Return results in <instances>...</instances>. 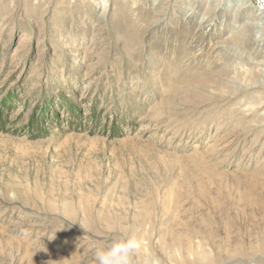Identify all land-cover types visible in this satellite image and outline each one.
<instances>
[{
    "label": "rangeland",
    "instance_id": "1",
    "mask_svg": "<svg viewBox=\"0 0 264 264\" xmlns=\"http://www.w3.org/2000/svg\"><path fill=\"white\" fill-rule=\"evenodd\" d=\"M123 237L133 264H264V24L246 0L0 5V264H96Z\"/></svg>",
    "mask_w": 264,
    "mask_h": 264
},
{
    "label": "clouds",
    "instance_id": "2",
    "mask_svg": "<svg viewBox=\"0 0 264 264\" xmlns=\"http://www.w3.org/2000/svg\"><path fill=\"white\" fill-rule=\"evenodd\" d=\"M138 247L134 237H123L107 247L97 249L94 258L96 264H133L132 257Z\"/></svg>",
    "mask_w": 264,
    "mask_h": 264
},
{
    "label": "bare ground",
    "instance_id": "3",
    "mask_svg": "<svg viewBox=\"0 0 264 264\" xmlns=\"http://www.w3.org/2000/svg\"><path fill=\"white\" fill-rule=\"evenodd\" d=\"M11 1L12 0H0V5L2 4V3H6V5L7 6H10V4H11ZM197 205V204H196ZM198 207H199V205H197ZM196 207V206H195ZM200 208V207H199ZM199 208H197L198 210H199ZM195 209V208H194ZM190 210V209H189ZM191 211H193V210H191ZM184 212V211H183ZM188 212V211H187ZM215 212V211H214ZM181 213V212H180ZM179 213V214H180ZM193 213V212H192ZM202 213H204L203 211H202ZM186 214V213H185ZM181 216H182V214H180ZM188 215V214H187ZM194 215V214H193ZM197 215V214H196ZM207 215V214H206ZM217 215V214H216ZM215 215V216H216ZM120 217V216H119ZM211 217H213V216H211ZM174 218V217H173ZM176 218V217H175ZM180 218V217H179ZM190 218V217H189ZM191 218H192V216H191ZM190 218V219H191ZM202 218V217H201ZM188 219V218H187ZM189 219V220H190ZM203 219V218H202ZM210 219H212V218H210ZM215 219V218H214ZM120 220H121V218H120ZM180 221H181V218L179 219ZM186 220V219H185ZM193 220V219H192ZM199 220V219H198ZM207 220V219H206ZM147 221H149V216H148V214H144V216L141 218V223L143 224V222H147ZM188 221V220H187ZM191 221V220H190ZM197 221V220H196ZM201 221V220H200ZM181 222H183V220L181 221ZM180 222V223H181ZM206 222H208V221H206ZM174 223V222H173ZM179 222H177V224H178ZM197 223H199L198 221H197ZM202 223V222H201ZM222 223V222H221ZM109 224V223H108ZM187 224V226L189 225L188 224V222L186 223ZM186 224H184V225H186ZM212 224H214V223H212ZM211 224V225H212ZM216 224V223H215ZM181 225V224H180ZM180 225H179V227H180ZM195 225V224H194ZM202 225V224H201ZM206 225V223L204 224V226ZM178 226V225H177ZM197 226V225H196ZM216 226V225H215ZM213 227V226H212ZM212 227H211V229H212ZM249 227V226H248ZM190 228V227H189ZM198 228H199V226H198ZM204 228H206V226L204 227ZM214 228V227H213ZM178 229V228H177ZM182 229V228H181ZM207 229V228H206ZM181 231L182 230H180V232H178L177 233V235H176V238H175V242L177 243V244H179V245H181V240L183 239V235H182V233H181ZM185 231V230H184ZM188 231V230H187ZM190 231V230H189ZM194 231V230H193ZM209 230H207L206 232V234H208V236H209V239L206 241L207 243H212L213 242V240H212V237H214V234L212 233V232H208ZM212 231H213V229H212ZM192 232V231H191ZM202 232V231H201ZM214 232V231H213ZM188 233V232H187ZM237 234V233H236ZM173 236V235H172ZM233 236H234V234H233ZM256 237V236H255ZM173 239V238H172ZM183 241V240H182ZM212 241V242H211ZM171 243V242H170ZM174 243V242H173ZM203 243V242H202ZM206 243V244H207ZM165 245H166V247H169L170 248V244L169 243H164ZM183 252V251H182ZM204 257L209 261L210 259H211V256H209L208 255V253H206L205 255H204Z\"/></svg>",
    "mask_w": 264,
    "mask_h": 264
},
{
    "label": "built area",
    "instance_id": "4",
    "mask_svg": "<svg viewBox=\"0 0 264 264\" xmlns=\"http://www.w3.org/2000/svg\"><path fill=\"white\" fill-rule=\"evenodd\" d=\"M246 1L252 5L255 15L260 19L264 20V0H246Z\"/></svg>",
    "mask_w": 264,
    "mask_h": 264
},
{
    "label": "water",
    "instance_id": "5",
    "mask_svg": "<svg viewBox=\"0 0 264 264\" xmlns=\"http://www.w3.org/2000/svg\"><path fill=\"white\" fill-rule=\"evenodd\" d=\"M260 23L264 24V20L259 18Z\"/></svg>",
    "mask_w": 264,
    "mask_h": 264
}]
</instances>
